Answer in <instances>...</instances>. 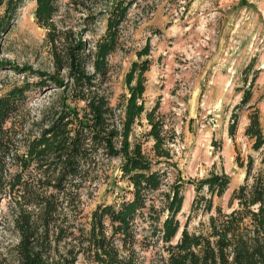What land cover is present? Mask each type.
Masks as SVG:
<instances>
[{"label": "trees", "instance_id": "obj_1", "mask_svg": "<svg viewBox=\"0 0 264 264\" xmlns=\"http://www.w3.org/2000/svg\"><path fill=\"white\" fill-rule=\"evenodd\" d=\"M34 1V18L46 31L52 71L26 68L32 75L0 94V228L6 221L17 233L15 264H78L80 259L137 264V248L153 246L166 254L162 264H264V170L255 172L250 156L239 165L245 177L230 198L239 210L211 217L205 230L188 231L191 215L211 213L213 199L230 183L226 174L211 173L194 185L190 214L181 225L183 183L167 182L175 171L169 147L174 137L167 136L158 105L146 111L143 103L149 43L136 53L137 60L125 74L126 93L120 103H111L109 58L118 50L123 25L138 0H111L95 11L88 9L86 18L105 20L103 35L93 43L58 18L60 0ZM23 4L0 0V36ZM76 4L84 6L83 1ZM6 63L0 62V67ZM52 89L59 90L58 103L49 107L51 112L36 129L24 131L30 94ZM251 97L250 88L245 89L229 135L236 130V111L247 107L244 135L258 152L264 137L258 111L249 105ZM143 116L148 130L133 138ZM148 141L151 154L143 149ZM114 159L120 161V178L131 188V198L97 205L85 214L92 183ZM260 163L264 165V153ZM143 224L150 237H141ZM4 259L0 251V264Z\"/></svg>", "mask_w": 264, "mask_h": 264}, {"label": "rangeland", "instance_id": "obj_2", "mask_svg": "<svg viewBox=\"0 0 264 264\" xmlns=\"http://www.w3.org/2000/svg\"><path fill=\"white\" fill-rule=\"evenodd\" d=\"M79 1L84 6L76 4ZM110 1L60 0L58 18L93 43L103 35L105 20L86 18L88 9L95 11ZM34 10L35 1L24 0L12 26L0 36V62H7L0 67V94L27 75L30 77L26 68L52 71L46 31L36 24ZM148 43L150 52L146 58L150 67L145 73L143 103L146 111L158 105L166 134L174 137L169 147L170 166L175 171L167 182L183 183L184 203L178 215L181 225L190 214L198 181L211 173L226 174L230 179L223 195L213 199L211 213L191 215L188 231L197 233L205 230L211 217L239 210L230 198L243 183L245 168L239 165L245 164L248 156L254 160L255 172L264 170L260 163L264 147L253 151V141L244 135L250 111L247 107L236 111V130L233 137L229 135L233 112L243 91L250 88L249 105L258 111L264 137V0H138L123 25L120 46L109 58L113 106L126 93L124 78L137 60L136 53ZM58 93L52 89L30 94L23 115L24 131L36 129L43 115L51 112L49 107L58 103ZM147 130L143 116L134 127L133 138L139 139ZM151 145V141L144 143L145 153L151 154ZM119 164V159L106 163L92 183L85 214L89 215L97 205L131 198V188L120 178ZM2 209L6 214L4 203ZM140 235L151 236L147 224H143ZM17 241V233L5 221L0 228V251L5 264H15L13 247ZM136 251L137 264H162L166 257L160 246ZM78 264L94 263L80 259Z\"/></svg>", "mask_w": 264, "mask_h": 264}]
</instances>
